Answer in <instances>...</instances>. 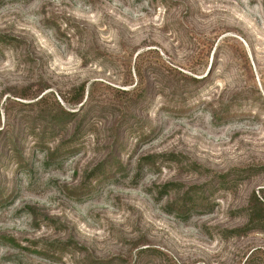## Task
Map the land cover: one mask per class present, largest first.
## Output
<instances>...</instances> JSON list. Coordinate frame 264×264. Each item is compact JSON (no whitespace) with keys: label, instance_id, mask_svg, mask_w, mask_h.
I'll return each instance as SVG.
<instances>
[{"label":"rangeland","instance_id":"1","mask_svg":"<svg viewBox=\"0 0 264 264\" xmlns=\"http://www.w3.org/2000/svg\"><path fill=\"white\" fill-rule=\"evenodd\" d=\"M262 189L264 0H0V264H264Z\"/></svg>","mask_w":264,"mask_h":264},{"label":"trees","instance_id":"2","mask_svg":"<svg viewBox=\"0 0 264 264\" xmlns=\"http://www.w3.org/2000/svg\"><path fill=\"white\" fill-rule=\"evenodd\" d=\"M259 209L264 213V189L259 191L258 194L252 193L246 208L248 221L247 224L239 229H234L232 234L243 235L249 231L255 230L256 228H263L264 225V214H259Z\"/></svg>","mask_w":264,"mask_h":264}]
</instances>
